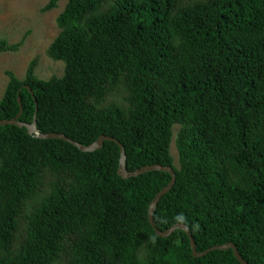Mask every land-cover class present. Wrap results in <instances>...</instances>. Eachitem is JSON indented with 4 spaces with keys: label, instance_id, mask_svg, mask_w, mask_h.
<instances>
[{
    "label": "trees",
    "instance_id": "1",
    "mask_svg": "<svg viewBox=\"0 0 264 264\" xmlns=\"http://www.w3.org/2000/svg\"><path fill=\"white\" fill-rule=\"evenodd\" d=\"M65 1L47 50L63 76L39 79L37 59L22 81L6 72L0 120L19 97L18 121L42 134L111 137L129 172L172 168L156 228L182 224L198 253L230 243L264 264V0ZM119 162L114 142L83 153L0 127V264H240L231 249L195 258L182 230L157 236L149 207L171 175L123 179Z\"/></svg>",
    "mask_w": 264,
    "mask_h": 264
},
{
    "label": "rangeland",
    "instance_id": "2",
    "mask_svg": "<svg viewBox=\"0 0 264 264\" xmlns=\"http://www.w3.org/2000/svg\"><path fill=\"white\" fill-rule=\"evenodd\" d=\"M50 0H0V41L8 44H23L17 52L0 54V101L2 100L9 78L6 72H12L19 80H24L27 68L37 59L36 76L41 80L64 74L63 62H56L47 56V50L59 34L56 25L58 16L66 7V1L58 3L56 9L43 12ZM121 102V98H119ZM179 128L173 129L174 136L170 152L178 165L176 134Z\"/></svg>",
    "mask_w": 264,
    "mask_h": 264
},
{
    "label": "water",
    "instance_id": "3",
    "mask_svg": "<svg viewBox=\"0 0 264 264\" xmlns=\"http://www.w3.org/2000/svg\"><path fill=\"white\" fill-rule=\"evenodd\" d=\"M26 89L29 90V92L31 93V95L34 97L32 91L26 87ZM18 103L20 106V112L18 114V116L12 120H0V127L3 126H7V125H11V126H16L19 128H25L27 130V133L30 136H33L37 139H41V140H61L64 142H67L71 145H73L74 147H76L77 149H79L81 152L83 153H93L95 151L100 150L105 142H114L118 145V147L120 148V162H119V169H118V175L123 178V179H130V178H136L139 177L145 173H149V172H164V173H168L171 175L172 180L169 183L168 186H166L164 189H162L154 198V200L152 201V203L150 204L149 207V212H148V218H149V223L151 225V227L154 229L155 233L157 234V236L161 237V238H168L169 236H171L176 230H182L184 232L187 233L189 240H190V246H191V250H192V254L195 258H201L206 256L208 253L212 252V251H226L231 249L233 251V254L235 256V258L237 259V261L240 264H248L239 254L238 250L235 248V246L233 244H225L222 246H217L214 248L209 249L208 251L204 252V253H198L196 251V244L195 241L192 237V235L189 232V229L182 224H176L174 225L171 229L161 232L159 231L155 224H154V220H153V214L154 211L156 209V206L158 204V202L160 201V199L166 194L168 193L174 186L175 184V174L174 171L172 170V168L170 167H163L160 165H152V166H145L142 167L141 169H138L136 171L133 172H129L126 170L125 168V163H126V156H125V151L123 146L119 143V141L111 138V137H106V136H101L99 137V139L97 141H95L94 143H92L89 146H83L69 138H67L65 135L63 134H53V133H49V134H42L38 128H37V123H36V119L33 120L32 124H25L22 122L18 121V118L22 115V104H21V99L18 97Z\"/></svg>",
    "mask_w": 264,
    "mask_h": 264
}]
</instances>
